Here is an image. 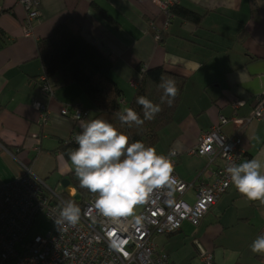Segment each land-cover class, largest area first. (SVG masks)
<instances>
[{
	"label": "crops",
	"instance_id": "crops-1",
	"mask_svg": "<svg viewBox=\"0 0 264 264\" xmlns=\"http://www.w3.org/2000/svg\"><path fill=\"white\" fill-rule=\"evenodd\" d=\"M156 1L35 0L38 17L31 35H24L23 6L17 0H0V186L26 166L49 191L62 196L56 182L74 170L61 146L81 131V121L62 116L60 108L78 102L89 110L85 120H91V104L76 84H65L58 74L49 77L53 96L39 91L34 82L43 74L37 41L62 22L79 29L111 61L122 104L130 101L147 68L162 66L184 78L173 119L159 131L154 147L161 155L177 152L174 173L179 179L194 186L212 180L219 159L189 156L186 150L219 116H247L264 90V0H158L202 15L199 24L170 15L167 27ZM235 100L241 104L233 109ZM36 102L49 110L46 124L39 123ZM222 131L231 135L236 130L227 123ZM239 133L241 163L255 158L264 164V113ZM183 198L192 203L193 188ZM260 234L264 205L247 201L231 185L197 226L184 221L177 231L155 236L154 242L176 264H199L202 249L212 253L216 264H264V254L250 249Z\"/></svg>",
	"mask_w": 264,
	"mask_h": 264
},
{
	"label": "built area",
	"instance_id": "built-area-1",
	"mask_svg": "<svg viewBox=\"0 0 264 264\" xmlns=\"http://www.w3.org/2000/svg\"><path fill=\"white\" fill-rule=\"evenodd\" d=\"M17 2L25 9L22 32L31 35L33 22L38 17V11L33 7L35 0ZM156 2L166 15L167 27L169 3ZM154 35L160 40L158 31ZM34 82L39 91L53 96V87L46 75L37 76ZM240 104L239 100L233 101V109ZM35 108L39 112V123L46 124L48 108L40 102L35 103ZM262 113L264 90L256 96L247 116H219L217 123L201 132L196 143L186 150L189 156H204L210 161L219 159L210 182L194 186L193 182L179 179L173 171L174 184L171 187L154 190L133 216L118 221L104 217L92 207L95 200L92 194L81 203L78 224L60 230L54 217L58 216L64 200L49 191L42 180L23 166L21 174L0 186V264H176L157 249L154 237L177 231L184 221L193 226L200 223L204 214L232 185L226 167L230 163L240 164L243 159L240 129L248 122L258 120ZM60 114L82 121L88 118L89 110L78 102H71L61 106ZM227 123L234 125L235 133L227 135L222 131V126ZM76 135L69 142L75 143ZM175 153L172 157L174 165ZM192 188L194 200L189 203L183 195ZM39 215L51 224L43 236L30 232L38 223ZM198 257L199 264H216L210 251L202 249Z\"/></svg>",
	"mask_w": 264,
	"mask_h": 264
},
{
	"label": "clouds",
	"instance_id": "clouds-1",
	"mask_svg": "<svg viewBox=\"0 0 264 264\" xmlns=\"http://www.w3.org/2000/svg\"><path fill=\"white\" fill-rule=\"evenodd\" d=\"M158 87L163 89L161 103L171 106L178 94L175 81L161 74ZM136 103L143 108V119L133 108H126L117 114L122 124L141 127L162 110L160 104L142 95L136 97ZM80 128L75 136L77 147L69 149L67 155L80 188L95 195L92 207L104 217L118 221L133 216L137 206L144 204L154 190L174 184L175 151L161 155L154 146H146L139 140L130 142L128 135L100 118L82 120ZM262 168L264 164L253 158L240 164L230 163L226 172L231 184L247 201L264 205ZM80 219L81 208L71 200L62 202L58 216L54 217L60 230L76 226ZM250 249L264 254V234L257 236Z\"/></svg>",
	"mask_w": 264,
	"mask_h": 264
},
{
	"label": "trees",
	"instance_id": "trees-1",
	"mask_svg": "<svg viewBox=\"0 0 264 264\" xmlns=\"http://www.w3.org/2000/svg\"><path fill=\"white\" fill-rule=\"evenodd\" d=\"M169 13L192 24H199L202 18V15L180 5H172ZM37 56L44 75L49 78L58 74L65 84H76L91 104L92 119L100 118L112 123L119 131L129 136L130 142L139 140L146 146H155L159 131L172 121L174 111L181 99L184 78L158 66L141 72L132 98L128 103L122 104V92L111 76V61L69 22L59 23L50 35L37 41ZM161 74L165 78L173 79L178 88V94L171 106H168L166 102L161 103L163 89L158 87ZM141 95L153 103L160 104L161 112L156 114L153 120L145 121L141 127L135 125L129 127L122 124L117 114L126 108H133L143 119V108L136 103V97ZM76 147L77 145L72 142L61 146V152L67 161H70L67 155L68 150ZM64 179L68 180L69 185L74 189V194H78L80 199L77 201L65 194L59 197L64 202L69 197L80 207L82 201L92 193L80 188L74 170L70 171Z\"/></svg>",
	"mask_w": 264,
	"mask_h": 264
},
{
	"label": "rangeland",
	"instance_id": "rangeland-1",
	"mask_svg": "<svg viewBox=\"0 0 264 264\" xmlns=\"http://www.w3.org/2000/svg\"><path fill=\"white\" fill-rule=\"evenodd\" d=\"M61 181L59 180L58 182H56V185H57V188H58L59 191L63 190V187L61 185ZM69 200H72V199L69 198V197H67L65 199V201H69ZM37 222L38 223H35L33 225V227L31 228V231H30L31 234L32 235L33 234H38V235H41V236L45 235L46 232L48 230H50V228H51L50 222L47 219H45L42 215H39L37 217Z\"/></svg>",
	"mask_w": 264,
	"mask_h": 264
},
{
	"label": "water",
	"instance_id": "water-1",
	"mask_svg": "<svg viewBox=\"0 0 264 264\" xmlns=\"http://www.w3.org/2000/svg\"><path fill=\"white\" fill-rule=\"evenodd\" d=\"M61 185L63 187L64 194L66 196H72L75 200L79 201L80 196L78 194H73V195L71 194L72 186L69 185V182L67 179H62Z\"/></svg>",
	"mask_w": 264,
	"mask_h": 264
}]
</instances>
